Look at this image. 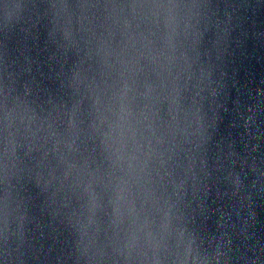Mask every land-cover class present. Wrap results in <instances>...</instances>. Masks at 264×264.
Wrapping results in <instances>:
<instances>
[{
	"label": "water",
	"instance_id": "obj_1",
	"mask_svg": "<svg viewBox=\"0 0 264 264\" xmlns=\"http://www.w3.org/2000/svg\"><path fill=\"white\" fill-rule=\"evenodd\" d=\"M0 264H264V0H0Z\"/></svg>",
	"mask_w": 264,
	"mask_h": 264
}]
</instances>
